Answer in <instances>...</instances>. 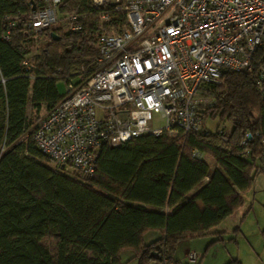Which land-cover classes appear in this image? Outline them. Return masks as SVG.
<instances>
[{"label":"trees","instance_id":"obj_1","mask_svg":"<svg viewBox=\"0 0 264 264\" xmlns=\"http://www.w3.org/2000/svg\"><path fill=\"white\" fill-rule=\"evenodd\" d=\"M28 1L31 5L0 0V264H122L123 250H131L137 264H181L173 258L178 242L210 234L238 210L258 173L264 99L256 67L227 71L218 84L209 85L213 103L201 112L198 132L103 145L92 175L68 173L52 167L29 134L22 137L32 112L50 110L62 99L57 80L75 86L89 76L96 56V9L91 0H64L61 16L86 13L84 31L62 33L54 26L50 30L58 39H53L49 31L33 34L18 27L3 40L5 15L43 5ZM37 35L45 43L29 57ZM24 58L32 62L30 69L22 65ZM216 116L230 124L226 142L205 127V120ZM246 131L258 136L242 146ZM150 231L159 235L145 242ZM215 235L207 248L220 240V233ZM261 236L264 241V230ZM45 238L52 239L53 252ZM224 264L241 261L231 258Z\"/></svg>","mask_w":264,"mask_h":264},{"label":"built area","instance_id":"obj_2","mask_svg":"<svg viewBox=\"0 0 264 264\" xmlns=\"http://www.w3.org/2000/svg\"><path fill=\"white\" fill-rule=\"evenodd\" d=\"M63 1L42 0L41 8L5 15L2 39L9 40L18 27L33 34L51 32L55 25L62 33L84 31L86 13L61 16ZM91 4L99 27L93 34L96 56L89 76L75 86L66 81L62 99L22 137L29 134L54 166L90 176L103 145L117 147L143 135L198 132L201 112L213 103L209 85L218 84L227 71L255 66L257 90L264 99V0ZM22 65L30 69L32 62L24 58ZM228 133L217 128L220 142L227 141ZM257 136L244 132L241 145ZM257 170L264 173V141ZM186 257L195 264L198 254L188 251Z\"/></svg>","mask_w":264,"mask_h":264},{"label":"rangeland","instance_id":"obj_3","mask_svg":"<svg viewBox=\"0 0 264 264\" xmlns=\"http://www.w3.org/2000/svg\"><path fill=\"white\" fill-rule=\"evenodd\" d=\"M45 40L46 39L41 35H37L33 38L29 57H32L38 52L39 47L45 43ZM56 87L58 93L63 95L65 92V81L62 79L57 80ZM47 112L48 110L45 108H42L37 114L32 112L28 118L29 126L27 132H29L32 124ZM204 124L210 132H215L217 128H224L226 131L230 130V124L226 121L221 122L217 116L212 119H206ZM203 159H206L211 167L214 166L209 157L203 155ZM49 164L55 167L53 164ZM64 170L68 173L72 172L67 166H65ZM239 212L241 220L240 231L234 232L232 230L226 234L222 233L220 236L221 239L214 242V244L210 245L208 248L209 242L216 238L214 235L180 240L176 246L173 258L181 264H192L187 260L186 252L193 251L198 254L197 264H211L210 261H212L213 251L218 249L221 255L227 254L228 251L232 253H237V251H239L242 260H244L243 262L241 261V264H264V241H262L261 236V231L264 230V173H257L255 175L251 188L243 195V204ZM155 236L156 233L150 231L144 236V241L149 242ZM44 243L48 249L53 252L52 239L45 238ZM202 255L204 256L201 257ZM120 261L122 264H137L132 258L131 250H123L120 254ZM149 264L160 263L156 260H152Z\"/></svg>","mask_w":264,"mask_h":264},{"label":"crops","instance_id":"obj_4","mask_svg":"<svg viewBox=\"0 0 264 264\" xmlns=\"http://www.w3.org/2000/svg\"><path fill=\"white\" fill-rule=\"evenodd\" d=\"M55 26H57V25H55ZM57 27L59 28V26H57ZM239 209L236 210L232 215H230L229 217H227L220 224H218L217 226L213 227L210 230V234H207V235H204V236L214 235L216 237L215 233H220V236H221L222 233H225L226 234V233H229L232 230L234 232L240 231V229H241V225H240L241 220H240V215H239V213H240L239 212ZM154 232L156 233V236L155 237H157L159 235V233L156 232V231H154ZM200 237H203V236H200ZM220 239H221V237H220ZM203 256L204 255H202L201 257H203ZM231 258H238V259H240V261H242V262L244 261V260H242V256L239 254V251H237V253H235V252L232 253V252L228 251L227 254L221 255L220 254V251L218 249H215L213 251V256L211 258L212 261H210V262H211V264H224L228 260H230ZM243 258H244V256H243ZM195 264H197V263H195Z\"/></svg>","mask_w":264,"mask_h":264},{"label":"water","instance_id":"obj_5","mask_svg":"<svg viewBox=\"0 0 264 264\" xmlns=\"http://www.w3.org/2000/svg\"><path fill=\"white\" fill-rule=\"evenodd\" d=\"M32 9H34V7H32ZM49 35L53 38V39H58V35L56 33H54L53 31L49 32ZM60 168H63V166L61 165Z\"/></svg>","mask_w":264,"mask_h":264}]
</instances>
